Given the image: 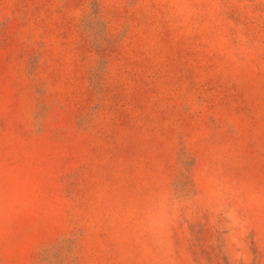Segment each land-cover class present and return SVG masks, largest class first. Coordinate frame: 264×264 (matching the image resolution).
Returning a JSON list of instances; mask_svg holds the SVG:
<instances>
[{"label": "rangeland", "instance_id": "rangeland-1", "mask_svg": "<svg viewBox=\"0 0 264 264\" xmlns=\"http://www.w3.org/2000/svg\"><path fill=\"white\" fill-rule=\"evenodd\" d=\"M0 264H264V0H0Z\"/></svg>", "mask_w": 264, "mask_h": 264}]
</instances>
